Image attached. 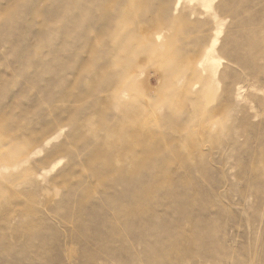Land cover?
<instances>
[{"label":"rangeland","instance_id":"rangeland-1","mask_svg":"<svg viewBox=\"0 0 264 264\" xmlns=\"http://www.w3.org/2000/svg\"><path fill=\"white\" fill-rule=\"evenodd\" d=\"M0 264H264V0H0Z\"/></svg>","mask_w":264,"mask_h":264}]
</instances>
